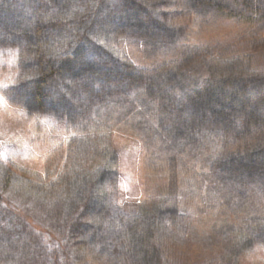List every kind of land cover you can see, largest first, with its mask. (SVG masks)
I'll return each mask as SVG.
<instances>
[{
	"label": "trees",
	"instance_id": "obj_1",
	"mask_svg": "<svg viewBox=\"0 0 264 264\" xmlns=\"http://www.w3.org/2000/svg\"><path fill=\"white\" fill-rule=\"evenodd\" d=\"M16 110L63 163L14 165L0 122V264H264V0H0Z\"/></svg>",
	"mask_w": 264,
	"mask_h": 264
},
{
	"label": "rangeland",
	"instance_id": "obj_2",
	"mask_svg": "<svg viewBox=\"0 0 264 264\" xmlns=\"http://www.w3.org/2000/svg\"><path fill=\"white\" fill-rule=\"evenodd\" d=\"M73 85L74 82H71ZM11 112V111H10ZM2 113L0 122L6 124L12 138H8L7 146L11 147L6 154V148L2 146L4 157L12 160L14 165L24 167L26 170L42 171L46 169L49 173H57L63 163L61 139H58L60 132H52L49 129L40 131L37 136L31 135V120L29 116L22 119V114ZM6 118L9 119H5ZM2 130V129H1ZM54 136H56L54 138ZM62 137V134H61ZM124 139V140H122ZM118 144H122L119 154V164L122 171L125 188L133 189L142 183L139 176L140 162L139 155H134L132 144L127 143V139L122 137ZM5 140V139H3Z\"/></svg>",
	"mask_w": 264,
	"mask_h": 264
}]
</instances>
